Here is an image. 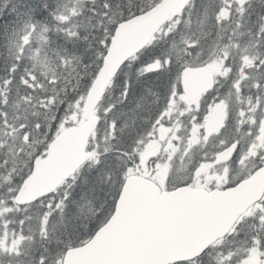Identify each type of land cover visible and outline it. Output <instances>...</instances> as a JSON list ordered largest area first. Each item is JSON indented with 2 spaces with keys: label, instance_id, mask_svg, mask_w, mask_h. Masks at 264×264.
Returning a JSON list of instances; mask_svg holds the SVG:
<instances>
[{
  "label": "snow or ice",
  "instance_id": "1",
  "mask_svg": "<svg viewBox=\"0 0 264 264\" xmlns=\"http://www.w3.org/2000/svg\"><path fill=\"white\" fill-rule=\"evenodd\" d=\"M141 187L171 264H264V0H0V264H87Z\"/></svg>",
  "mask_w": 264,
  "mask_h": 264
},
{
  "label": "trees",
  "instance_id": "2",
  "mask_svg": "<svg viewBox=\"0 0 264 264\" xmlns=\"http://www.w3.org/2000/svg\"><path fill=\"white\" fill-rule=\"evenodd\" d=\"M85 178V183L80 185L84 193V198L80 200V204L84 207V212L90 214L89 208L95 210L96 207L103 202L106 191L98 178L93 177L91 172L87 174Z\"/></svg>",
  "mask_w": 264,
  "mask_h": 264
}]
</instances>
